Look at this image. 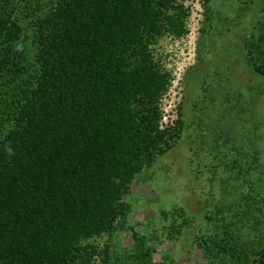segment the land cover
<instances>
[{"label":"trees","instance_id":"obj_1","mask_svg":"<svg viewBox=\"0 0 264 264\" xmlns=\"http://www.w3.org/2000/svg\"><path fill=\"white\" fill-rule=\"evenodd\" d=\"M188 16L171 0H0V264H109L93 239L183 132L181 114L164 120L173 79L153 48Z\"/></svg>","mask_w":264,"mask_h":264},{"label":"rangeland","instance_id":"obj_2","mask_svg":"<svg viewBox=\"0 0 264 264\" xmlns=\"http://www.w3.org/2000/svg\"><path fill=\"white\" fill-rule=\"evenodd\" d=\"M189 9L183 38L155 56L172 75L165 122L177 144L134 179L110 234L109 264H246L264 250V0H171ZM24 43L33 60L32 33ZM260 69V70H257ZM214 240V241H213ZM205 244L206 246H202ZM240 254V255H237Z\"/></svg>","mask_w":264,"mask_h":264}]
</instances>
